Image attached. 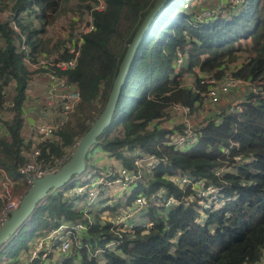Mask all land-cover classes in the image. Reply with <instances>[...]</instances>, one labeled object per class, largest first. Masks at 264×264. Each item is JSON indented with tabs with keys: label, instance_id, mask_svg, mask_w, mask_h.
I'll return each instance as SVG.
<instances>
[{
	"label": "trees",
	"instance_id": "16d2710c",
	"mask_svg": "<svg viewBox=\"0 0 264 264\" xmlns=\"http://www.w3.org/2000/svg\"><path fill=\"white\" fill-rule=\"evenodd\" d=\"M154 1L104 0L103 10H92L94 28L83 35L76 67L60 72L77 85L80 100L72 118L55 131L53 141L40 144L44 163L68 155L100 114L126 47ZM81 2L90 10L95 0ZM13 3L15 12L38 18L39 28L23 22L18 25L26 34L30 51H43V24L52 22L61 11V0ZM184 3L185 0H169L152 22L130 64L111 122L91 148L92 151L98 145L105 156L122 161L126 159L121 151L127 146H139L158 156L162 161L145 192L148 200L153 191L164 189L162 204L147 206L151 227L139 225L133 234L123 233L117 249H104L100 256L92 255L89 249L94 251L117 238L101 212L115 210L119 205L96 211L90 237L79 251L82 264H254L264 253V97L249 94L237 112H230L227 104L216 109L201 126L199 142L186 152L165 146V135L171 131L155 125L172 116L169 108L175 103L196 111L194 104L199 95L179 87L183 74L193 72L195 67L215 77L231 72L250 81L264 78V0H244L242 5L228 2L227 15L207 22L196 21L194 12L180 11L175 16ZM15 33L8 20L0 19V38L4 41L0 46V76H4L3 84L11 77L17 81L11 100L14 115L5 123L9 139L0 137V167L13 180V193L22 195L28 185L17 168L26 162L22 150L30 148L22 132L25 78L29 71L23 65V54L12 43ZM178 51L185 54V61L175 67ZM240 54L244 55L242 63L233 68ZM68 55L66 51L61 53L62 57ZM114 129L117 133L112 134ZM237 156L248 161L236 162ZM224 165L221 176H215L214 170ZM178 170L208 178L221 190L222 196L212 201L201 223L197 201H185L190 188L182 190L166 177ZM168 197L176 201L171 206L164 205ZM79 216L62 192L48 195L1 249L0 256L16 258L36 233L53 229L61 218ZM74 259L67 257L61 264H73Z\"/></svg>",
	"mask_w": 264,
	"mask_h": 264
},
{
	"label": "built area",
	"instance_id": "2783aa9c",
	"mask_svg": "<svg viewBox=\"0 0 264 264\" xmlns=\"http://www.w3.org/2000/svg\"><path fill=\"white\" fill-rule=\"evenodd\" d=\"M228 2L233 5H242L244 0H218L215 6L194 13L193 18L199 22H207L218 15H227ZM182 6L187 8L188 3H184ZM104 8V0H95L91 9L86 11L88 21L83 29L79 33H75L72 39H66L61 51L56 53V56L44 53L35 54L30 51L25 42L24 32L20 30L18 22H15L12 18L17 16L19 21H28L30 16L27 18L24 12H19V15L8 12V14L12 13L11 17L2 19L8 20L12 30L19 36L20 41L16 50L23 54V65L29 71L25 78V104L30 97L29 92L33 82L31 73L35 72V76L44 81L41 86L44 89L42 94L44 103H42V110L39 114L41 119L35 125L38 142L35 144L32 139L23 135L26 141L30 142V148L28 151L22 150L26 162L17 168V172L25 178L28 186L32 183L33 178L41 177L58 169L69 159L76 146L77 142L73 144L68 155L54 159L51 163H44V159L41 157L40 144L53 141L55 131L67 123L80 100L77 85L60 72L76 67L80 47L83 43V35L94 28L92 10L101 11ZM59 47L61 48V46ZM64 51L69 54L67 57L61 56ZM184 58L185 54L178 51L175 65L178 67L182 65L185 61ZM17 73L21 75L20 71ZM30 78H32V81ZM3 79L4 76H0V85H2L0 89V110L4 105H12V99L8 101L6 98L9 96L10 90L13 89L16 93L15 88L17 86L16 78L11 77L6 84H3ZM179 87L189 88L199 95V100L195 102L194 107L202 116L197 125L188 116L195 113L190 106L175 103L169 108L171 113H179L183 119L179 128L170 129L171 132L165 135L163 144L181 152H186L199 142L202 136L201 126L212 116V113L207 116V109L221 107L223 101H225L230 112H237L241 109L240 102L245 101L249 94L264 97V78L259 81H250L249 79L236 77L231 72H226L219 77H215L213 73L200 72L193 81L183 82L181 80ZM230 93L233 94L230 99L233 102L227 101ZM1 123L0 120V128ZM121 156L126 161L110 155L108 156L110 162L103 169L101 167L98 170L94 167H87L81 174L71 178L64 187L53 190L51 192L53 194L62 192L64 198L73 204V208L80 216L71 220L61 218L56 227L36 235L28 246L29 251L24 260L16 257L13 258L14 262L12 263V260L6 258V261L3 260L0 264H32L35 260H38L39 264H52L55 260L61 261L70 257L71 255H68V253L73 245L78 249L77 252L86 246V241L90 237L89 229L94 221V213L107 207L112 208L116 205H123L121 211L113 213V215H110V212L116 211L119 206L115 210L105 209L101 212V218L112 225L117 238L108 240L103 247H98L94 251L89 249V252H92L91 254L94 256H100L104 249H117L122 234L125 232L133 234L136 226L151 227L152 222L147 215L149 212L147 206L148 204L161 205L160 198L165 190L158 188L149 195L147 200L145 189L150 187L151 182L154 180V170L162 160L155 154L144 151L139 146L125 147L121 151ZM235 161L245 163L248 158L237 156ZM125 162H129L130 166H127ZM92 166L96 167L93 162ZM225 168V165L218 167L213 174L221 176ZM174 176L173 179L167 178L179 185L182 190L187 187L190 188L189 200L186 201L185 198V201L196 200V208L201 212V217L205 215L203 213L206 209H211L212 201L222 196L219 194L221 191L219 187L212 184L208 178L196 176L188 170H178ZM13 185V180L0 167V202L2 203L0 206V226L20 202L21 195L16 196L13 193ZM175 202L173 197H168L165 199L164 205L171 206ZM218 206L220 205L218 204L213 208ZM254 264H264V253Z\"/></svg>",
	"mask_w": 264,
	"mask_h": 264
},
{
	"label": "rangeland",
	"instance_id": "374dc122",
	"mask_svg": "<svg viewBox=\"0 0 264 264\" xmlns=\"http://www.w3.org/2000/svg\"><path fill=\"white\" fill-rule=\"evenodd\" d=\"M213 0H185V3H188V7L187 8H179L178 11L176 9L177 12L175 13V16L178 15V13H180V11H186L187 13H197V12H201L202 10L206 9V8H210L215 6L218 3H215V5L212 6H208L205 7V5H208L210 2H212ZM226 1V0H225ZM14 3L13 0H0V17L1 19H9L11 17V14H8V12H13L16 15H19V12H15L14 11ZM61 11H59V13H57L53 19L52 22L49 23H44L43 24V34L40 35V37L44 40L45 43V49L43 51H35V54H49L52 56H56V53H59L62 49V46L64 44V42L66 41V39H72L74 37L75 33H79L82 29L83 26L87 23L88 21V14L86 11H88L87 8L84 7V3L81 2V0H61ZM183 7V6H182ZM185 9V10H184ZM35 10V8H34ZM164 11V10H163ZM162 11V12H163ZM193 13V14H194ZM35 15L30 14V21L33 22V24L36 25V21L33 20V18ZM13 20L15 22H23L25 23V25H28L29 23H26L27 21H19L18 17H12ZM41 24V23H40ZM40 24L38 25V28L40 27ZM32 25V24H30ZM33 26V25H32ZM25 34V33H24ZM25 38H26V34H25ZM243 41V40H242ZM245 42V41H244ZM4 45V41L2 40V38H0V46ZM57 46H61L60 50L57 51ZM17 47V46H16ZM243 52V50L241 51V53ZM243 54H240V56L238 57L239 60L235 61L236 63H234L235 65L232 66L233 68L236 65H239L242 63V58H243ZM175 65V64H174ZM175 67H178L175 65ZM203 73L202 71H199L196 67L193 69V72H187L185 74H183L181 79L183 82H189V81H193L194 79H196L197 74ZM31 77H33V82L31 83V91L29 92V99L26 100V104L23 101V113H22V117L24 119V125L22 128V132L23 135L32 139V141L35 142V144L38 142V134L35 132V125L36 122L38 120H40V110H42V106L44 103L43 101V87L42 84H44V81H41L40 78L35 76V72L31 73ZM30 80L32 81V78H30ZM10 94L9 96H7V100L10 101V99H12V97L15 95L14 90H10L9 91ZM28 93V92H27ZM232 93H230V96L227 98V101H229L232 97ZM40 102V103H39ZM229 102H233V100H230ZM228 102V103H229ZM227 103V102H223ZM100 104V102H99ZM98 104V105H99ZM12 106V105H11ZM10 105H4L1 110H0V120H1V128H0V133L5 131V123L11 121L14 112L13 109H11ZM76 108V107H75ZM218 108L221 107H216V108H210L206 110L207 116L210 115L211 113L213 114V110H218ZM75 111V109H74ZM74 111L71 113L70 119L72 118V115L74 114ZM169 118H162L161 120H158L155 125H157L158 127L161 128H165V129H176L179 128L180 123L178 122L176 119L177 114L176 113H171ZM195 117L194 114H190L188 115L189 118L191 119L192 116ZM179 116H182L181 114H179ZM171 118H174L175 122L171 121ZM69 119V120H70ZM168 120V122L166 121ZM165 121V122H164ZM164 122V123H162ZM162 123V125H161ZM194 123H196L197 125L199 124V120L198 121H194ZM112 134L117 133V131L114 129L112 132ZM56 136V135H55ZM55 138V137H54ZM39 146V145H38ZM98 145H96L92 151H96L98 148ZM92 156L90 157V161L88 163V168L89 167H94V169L96 168L98 170V168H100V166H103V164H99V163H95V166H92L91 162H92V157H93V153L91 154ZM103 161H106L105 159ZM169 177L170 179L174 178V175L171 176H166ZM168 179V178H167ZM14 190V187H13ZM53 193H50V195H52ZM16 196H20L18 194L15 193ZM189 200L188 197H186V201ZM123 201V200H121ZM120 204H123L122 202H119ZM122 206H119L116 211L110 212V215H113V213H116L118 211H121ZM201 215V212H200ZM206 215H204L202 218L198 217L199 222L201 223L203 221V218L205 219ZM148 219V218H146ZM149 221V219H148ZM36 235H39V233H36ZM34 235L32 237V239L36 236ZM32 239L28 242V246L32 243ZM29 251V247L28 248H24L22 250H20V252L18 253V258H22V260L25 259L27 253ZM78 249H76V247L73 245L72 248L70 249L68 255L74 256V260H73V264H82L81 261V257H80V253L77 252ZM55 254V252H54ZM57 256V254H55ZM62 256V255H61ZM6 258H8V260H12L13 258H9L4 256H0V263L1 261L5 260ZM57 259V258H55ZM63 261V260H61ZM61 261L59 260H55L54 263L55 264H61Z\"/></svg>",
	"mask_w": 264,
	"mask_h": 264
},
{
	"label": "water",
	"instance_id": "95a60500",
	"mask_svg": "<svg viewBox=\"0 0 264 264\" xmlns=\"http://www.w3.org/2000/svg\"><path fill=\"white\" fill-rule=\"evenodd\" d=\"M168 1L169 0H155L153 5L143 16L132 39L126 47L102 111L91 123L87 131L78 139L69 159L58 169L48 172L41 177L33 178L32 183L27 186L26 190L21 195L17 208L12 210L8 218L2 223L0 226V251L29 219L36 207L50 195L53 190L64 187L71 178L81 174L85 170L87 155L96 143L97 138L111 122L121 88L135 53L145 34L151 27L152 22L156 19Z\"/></svg>",
	"mask_w": 264,
	"mask_h": 264
},
{
	"label": "crops",
	"instance_id": "0c3cea01",
	"mask_svg": "<svg viewBox=\"0 0 264 264\" xmlns=\"http://www.w3.org/2000/svg\"><path fill=\"white\" fill-rule=\"evenodd\" d=\"M217 2V0H213L212 2H210L208 5H205V7H208V6H212V5H215V3ZM34 21H36L37 23H36V25L35 24H33V22L32 21H30V20H28L26 23H29V24H32V25H34L36 28H38V25H39V21H38V18H34L33 19ZM23 30H24V28H23ZM25 31V30H24ZM19 41H20V38H19V36L18 35H12V43L14 44V45H16L17 46V44L19 43ZM59 49V47L57 46V50ZM223 102H225V101H223ZM226 104V103H225ZM223 105V104H222ZM194 115H195V117L194 116H192V118H191V120L194 122V121H198V120H200V118H202V116H201V114H199L197 111H195V113H194ZM176 119H177V121L178 122H182V119H183V117L182 116H179V113L177 114V116H176ZM167 122H168V120H166ZM171 121L172 122H175L174 121V118H171ZM165 122V121H164ZM164 122H162V123H164ZM162 123H161V125H162ZM0 137H2V138H4V139H6V140H8L9 139V133H8V130H7V128L5 127V131H3V132H1L0 133ZM97 150L96 151H91L90 152V154H92L93 153V157H92V162L95 164V163H101V164H103V166H100L101 167V169H103L109 162H110V158L108 157V156H105V154L101 151V149L98 147V148H96ZM90 156H92V155H90ZM106 160V161H103V160Z\"/></svg>",
	"mask_w": 264,
	"mask_h": 264
}]
</instances>
